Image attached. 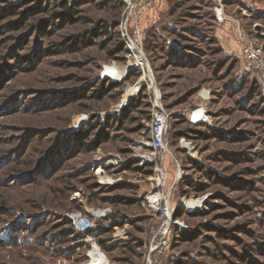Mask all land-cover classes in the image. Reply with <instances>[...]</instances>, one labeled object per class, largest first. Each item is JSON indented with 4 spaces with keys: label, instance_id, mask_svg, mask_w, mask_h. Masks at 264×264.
<instances>
[{
    "label": "rangeland",
    "instance_id": "374dc122",
    "mask_svg": "<svg viewBox=\"0 0 264 264\" xmlns=\"http://www.w3.org/2000/svg\"><path fill=\"white\" fill-rule=\"evenodd\" d=\"M128 16L123 0H0V264L91 263L95 247L110 264H264V85L236 37L264 56V0H157L142 69ZM128 66L110 88L105 70Z\"/></svg>",
    "mask_w": 264,
    "mask_h": 264
},
{
    "label": "built area",
    "instance_id": "2783aa9c",
    "mask_svg": "<svg viewBox=\"0 0 264 264\" xmlns=\"http://www.w3.org/2000/svg\"><path fill=\"white\" fill-rule=\"evenodd\" d=\"M127 5L129 11V18H134V28L131 27V32L128 26V22L124 23L121 27V37L125 43V47L128 52V60L130 63L135 64L136 68H141L138 64V56L142 55L146 59L143 48L142 41V30H141V19L144 13L152 11L156 5L157 0H123ZM236 37L239 44L241 45L242 55L244 62L248 69L255 75L258 83L264 85V56L262 50L255 44L246 40L239 30L236 32ZM135 48V49H134ZM144 70V69H143ZM145 71V70H144ZM147 71V70H146ZM152 121H151V131L152 138L149 141V146L153 148L156 153L160 156H165L167 153V126H168V114L161 105V103L156 99L153 105ZM205 114L199 110L192 114V122L194 124L200 123ZM197 117V119H194ZM195 120V121H194ZM166 180V176L163 171H160L158 175L157 184L162 186L163 182ZM166 182V181H165ZM159 199L156 200V202ZM71 220L75 223L76 228L79 231H86L89 227L88 221L84 218L82 213H73L70 215ZM165 245V244H164Z\"/></svg>",
    "mask_w": 264,
    "mask_h": 264
},
{
    "label": "bare ground",
    "instance_id": "6f19581e",
    "mask_svg": "<svg viewBox=\"0 0 264 264\" xmlns=\"http://www.w3.org/2000/svg\"><path fill=\"white\" fill-rule=\"evenodd\" d=\"M219 14H221V13H219ZM138 64L141 65L142 68H143V66L146 65V68H147V61H146L145 58H143L142 55L138 56ZM134 65L135 64H130V67L134 66ZM130 67L128 66V67H126L124 69H121V68H118V67H108L105 70V77H107L109 79H112L115 82H121V81L123 82L125 80V77H126V72H127V70ZM147 74H149V75H146V77L143 80V82L144 81H150L151 83H153V78L150 75L149 68L147 70ZM150 82H149V84H150ZM194 119H197V117H194ZM159 198L167 199V197L163 198L162 196L159 197L158 195H155L153 197V199H159ZM198 202H194V201L193 202H186V205H187V207L190 208V210H195L196 207L199 205ZM91 257H92L91 263L89 262V263H85V264H110V262L107 259V257L103 254L102 251L99 250L98 247L97 248L95 247V249L91 252Z\"/></svg>",
    "mask_w": 264,
    "mask_h": 264
},
{
    "label": "trees",
    "instance_id": "16d2710c",
    "mask_svg": "<svg viewBox=\"0 0 264 264\" xmlns=\"http://www.w3.org/2000/svg\"><path fill=\"white\" fill-rule=\"evenodd\" d=\"M73 13H78L77 12V10L76 11H73ZM87 34H85V35H83L82 37H83V39H80V38H78V40H77V44H79L80 42H82V43H86L87 41V39H88V37L86 36ZM90 39V38H89ZM110 88H113V89H116V88H118L119 87V84H118V82H114V83H112V84H110V86H109ZM69 222H70V220H69Z\"/></svg>",
    "mask_w": 264,
    "mask_h": 264
},
{
    "label": "water",
    "instance_id": "95a60500",
    "mask_svg": "<svg viewBox=\"0 0 264 264\" xmlns=\"http://www.w3.org/2000/svg\"><path fill=\"white\" fill-rule=\"evenodd\" d=\"M150 75L152 76L151 72H150Z\"/></svg>",
    "mask_w": 264,
    "mask_h": 264
}]
</instances>
